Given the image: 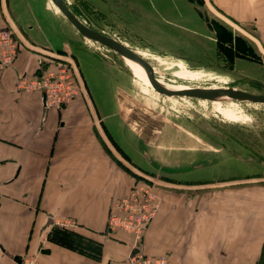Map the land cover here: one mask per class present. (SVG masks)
I'll use <instances>...</instances> for the list:
<instances>
[{
    "label": "crops",
    "instance_id": "crops-1",
    "mask_svg": "<svg viewBox=\"0 0 264 264\" xmlns=\"http://www.w3.org/2000/svg\"><path fill=\"white\" fill-rule=\"evenodd\" d=\"M64 1L83 23L130 47L203 48V0ZM215 6L264 46V0H216ZM64 23L47 0H0V29L12 30L20 45L12 64L0 70V264H18L25 255L45 264H117L133 245L132 235L108 233L106 224L115 201L142 178L121 165L125 160L98 130L95 115L109 118L104 125L128 156L137 155L139 135L121 115L112 77L97 70L86 47L71 51ZM65 49L86 86L71 103L46 107L39 91L16 88L18 74L52 68V56H70ZM196 177L203 181V174ZM190 188H156L161 206L145 228L143 252L168 254V264H240L243 252L255 264V219L246 223L252 242L245 245L238 218H203L216 202Z\"/></svg>",
    "mask_w": 264,
    "mask_h": 264
},
{
    "label": "rangeland",
    "instance_id": "rangeland-1",
    "mask_svg": "<svg viewBox=\"0 0 264 264\" xmlns=\"http://www.w3.org/2000/svg\"><path fill=\"white\" fill-rule=\"evenodd\" d=\"M47 2L49 9L65 21L64 35L71 51V46H75L73 52L80 44L86 47L95 58L97 70H105L112 77L121 115L129 129L139 135L137 158L128 156L104 125L109 118L95 115L98 130L126 161L121 165L155 188L182 184L194 187L189 190L197 194L203 192L205 202H216L203 210V218L209 213L238 218L245 245L252 242L248 241L246 223L250 220L251 224L250 218H254L255 264H264V104L160 94L139 79L116 52L84 37L86 44L82 45L75 27L51 0ZM203 5L208 8L214 32L203 23L202 49L185 51L158 42L148 44L152 50L131 48L153 68L158 79L169 85L233 86L264 93V46L236 19L217 9L216 0H203ZM65 50L73 58L71 51ZM72 61L79 75V95L86 86L75 59ZM140 147L160 166L150 164ZM196 162H203V166L187 169ZM178 169L181 172H173ZM199 174H203V181L195 179ZM242 253L240 264H249L251 257L249 260Z\"/></svg>",
    "mask_w": 264,
    "mask_h": 264
},
{
    "label": "built area",
    "instance_id": "built-area-1",
    "mask_svg": "<svg viewBox=\"0 0 264 264\" xmlns=\"http://www.w3.org/2000/svg\"><path fill=\"white\" fill-rule=\"evenodd\" d=\"M20 45L10 29H0V70L10 66L18 54ZM54 66L42 69L29 76L18 74L16 88L20 91L37 90L42 93L46 107L62 108L74 100L79 93V75L70 56H52ZM162 198L156 188L148 182L138 181L126 194L113 204L107 218V232H126L133 237V245L125 259L117 264H168V254L150 255L143 252L140 242L145 228L151 222ZM61 225H73L72 220H61ZM18 264H45L36 256H22ZM116 264V263H112Z\"/></svg>",
    "mask_w": 264,
    "mask_h": 264
},
{
    "label": "water",
    "instance_id": "water-1",
    "mask_svg": "<svg viewBox=\"0 0 264 264\" xmlns=\"http://www.w3.org/2000/svg\"><path fill=\"white\" fill-rule=\"evenodd\" d=\"M67 18V20L75 27L77 32L84 38H87L93 42L100 44L101 46L112 50L119 54L121 57L127 58L133 62L139 64L147 73V76L153 86V88L158 91L160 94L166 96H188L195 98H202L208 100H214L218 97H227L234 101H247L253 103H263L264 104V93L255 94L246 90L238 89L233 86L225 87H189L183 91H176L170 88L165 87L161 84L155 74L153 68L133 50L127 43L122 42L106 33L99 32L87 24L83 23L79 18H77L70 8L67 6L64 0H51ZM203 19L207 29L213 33L214 29L211 25L210 18L205 8L202 10ZM259 84V83H257ZM260 85V84H259ZM142 154L145 159L152 165L159 167V163L151 157V154L145 149L142 148ZM203 166V162L195 163L189 166L187 169H194ZM164 169V167L162 168ZM179 170H174L173 172H180Z\"/></svg>",
    "mask_w": 264,
    "mask_h": 264
},
{
    "label": "bare ground",
    "instance_id": "bare-ground-1",
    "mask_svg": "<svg viewBox=\"0 0 264 264\" xmlns=\"http://www.w3.org/2000/svg\"><path fill=\"white\" fill-rule=\"evenodd\" d=\"M137 54H138V53H137ZM123 58H124V57H123ZM124 59L128 61L129 67L131 68V70L134 72V74H135L139 79H141L144 83H147V84H149L151 87H153L152 84H151V82H150V80H149V78H148V76H147V73L145 72V70H144L139 64H137L136 62H133V61L127 59V58H124ZM156 78H157V77H156ZM157 80H158L161 84H163L165 87L170 88V89H172V90H176V91H183V90H186V89L189 88V87H199V86H189V87H188V86H173V85H169V84H167V83H164L163 81H161V80L158 79V78H157ZM214 101H234V100H231V99H229V98H227V97L222 96V97L215 98ZM251 103H253V102H251ZM149 153H150V152H149ZM196 163H197V162H196ZM190 165H192V164H190Z\"/></svg>",
    "mask_w": 264,
    "mask_h": 264
}]
</instances>
